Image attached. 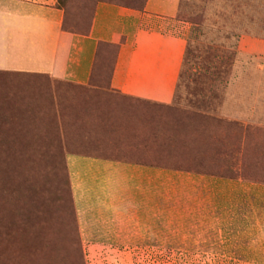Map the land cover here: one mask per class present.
I'll use <instances>...</instances> for the list:
<instances>
[{
  "label": "rangeland",
  "instance_id": "obj_1",
  "mask_svg": "<svg viewBox=\"0 0 264 264\" xmlns=\"http://www.w3.org/2000/svg\"><path fill=\"white\" fill-rule=\"evenodd\" d=\"M179 9L186 57L170 104L112 90L108 44L92 86L0 74V264L264 263V235L231 241L170 227L162 243L94 250L79 239L66 155L93 140L121 156L144 158L147 148L170 167L232 175L241 164L237 173L264 181V0H181ZM92 11L68 0L65 28L85 33ZM202 134L211 144L199 167L183 141Z\"/></svg>",
  "mask_w": 264,
  "mask_h": 264
},
{
  "label": "crops",
  "instance_id": "obj_2",
  "mask_svg": "<svg viewBox=\"0 0 264 264\" xmlns=\"http://www.w3.org/2000/svg\"><path fill=\"white\" fill-rule=\"evenodd\" d=\"M56 2L0 0L1 75L34 74L92 86L98 46L107 42L118 46L112 90L173 102L186 51L180 0H146L142 9L100 1L85 34L62 28L64 11ZM93 141L97 146L81 144L80 151L66 155L79 234L89 249L147 238L162 243L170 227L182 234L191 229L232 236L231 241L264 235V181L237 173L241 164L232 175L202 172L170 167L147 148L144 158L128 157Z\"/></svg>",
  "mask_w": 264,
  "mask_h": 264
},
{
  "label": "trees",
  "instance_id": "obj_3",
  "mask_svg": "<svg viewBox=\"0 0 264 264\" xmlns=\"http://www.w3.org/2000/svg\"><path fill=\"white\" fill-rule=\"evenodd\" d=\"M87 1H90L91 3H93V11H92V14H91V19H90L89 27H88V29H87V31L85 33H87L88 30H89V28H90V24H91V20H92V17H93L94 9H95V6H96V4L98 2H100V1H106V2H112V3H115V4L124 5V6H128V7L136 8V9H142V7H143V5H144V3H145L146 0H142V3L140 5H129L128 3L121 2L119 0H87ZM67 3H68V0H57L56 6L58 8L63 9V11H64V20H63L62 28L64 30L71 31V30L65 28V25H64L65 24V19H66L65 12H66V5H67ZM71 32H73V31H71ZM85 33H81V34H85ZM101 44H108V45H112V46L115 47V54H114L112 66H111V69H110V76H111V71H112V68H113V65H114V62H115V57H116V54H117V51H118V46L116 44H111V43H107V42H100V44L98 46V51H97V54H96V60H97V56H98V52H99V47H100ZM185 57H186V52H185ZM96 60H95V64H96ZM184 61H185V58H184ZM95 64H94V69H95ZM17 75H23V74H17ZM23 76L38 77V76H35L34 74H29V75L26 74V75H23ZM110 76H109V81H110ZM93 80H94V70H93V76H92V83H93ZM197 137L185 138L184 141H183V144H184V146H186V151H188L190 149L191 151H195L196 152L195 153L196 155H200V156H198L199 158L197 156L195 157V155H193L194 158H195L194 162H196V164H198V166L200 167V166H204L205 165V162H208V159H209L208 150H209V147H210L211 142H209L210 141L209 136H207V135L205 136V134H202L201 136L198 135ZM196 144H197V146H196ZM190 146H192V148ZM195 148H198V149H195ZM199 171L207 172L206 170H199ZM72 204H73V201H72ZM73 208H74V204H73ZM74 213H75V208H74ZM75 220H76L75 223H76V226H77V229H78V223H77V219H76V213H75ZM77 231H78V235H79V239H80L79 229Z\"/></svg>",
  "mask_w": 264,
  "mask_h": 264
}]
</instances>
